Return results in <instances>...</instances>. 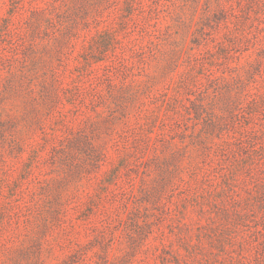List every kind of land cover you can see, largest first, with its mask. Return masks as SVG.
Here are the masks:
<instances>
[{
    "label": "rangeland",
    "instance_id": "rangeland-1",
    "mask_svg": "<svg viewBox=\"0 0 264 264\" xmlns=\"http://www.w3.org/2000/svg\"><path fill=\"white\" fill-rule=\"evenodd\" d=\"M0 264H264V0H0Z\"/></svg>",
    "mask_w": 264,
    "mask_h": 264
},
{
    "label": "trees",
    "instance_id": "trees-1",
    "mask_svg": "<svg viewBox=\"0 0 264 264\" xmlns=\"http://www.w3.org/2000/svg\"><path fill=\"white\" fill-rule=\"evenodd\" d=\"M41 10H45V9L41 7ZM248 64H250V62ZM248 70H250V68H248L247 71ZM230 78L229 77H226V76H221V80L223 82L227 83V84H230L231 80H233L234 77L232 78V76H231ZM239 79H240V77H239ZM240 81H241L240 88H238V90H254L256 88V87L249 88V86H250L249 83H245L242 79H240ZM244 101H245V104H247V106L250 107L251 109L258 102L257 101V98H256V94L253 93V92H246V95L244 97ZM247 114H250V111L247 112Z\"/></svg>",
    "mask_w": 264,
    "mask_h": 264
}]
</instances>
